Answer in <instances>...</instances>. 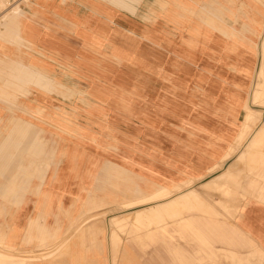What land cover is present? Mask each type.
I'll use <instances>...</instances> for the list:
<instances>
[{
	"label": "crops",
	"instance_id": "crops-1",
	"mask_svg": "<svg viewBox=\"0 0 264 264\" xmlns=\"http://www.w3.org/2000/svg\"><path fill=\"white\" fill-rule=\"evenodd\" d=\"M125 29L161 40L160 47L136 41L133 54L145 69L125 67ZM162 30L172 29L106 0L31 1L18 21L21 43L0 28L3 75L17 74L13 62L51 81L50 90L14 82L21 83L14 112L2 113L10 123L0 135L13 155L0 160L9 170L3 188L11 169L47 167L37 191L21 196L14 218L0 226L5 243L38 242L30 231L38 225L49 246L86 201L87 211L102 206L92 193L118 180L133 194L120 205L166 195L123 208L142 229L123 233L115 264H264V106L253 103L256 85L264 87V65L262 83L255 79L258 49L224 55L213 31L206 45L179 43L180 83H123L126 68L170 73ZM247 109L253 122L244 127ZM43 152L47 164L39 160ZM108 166L116 167L114 176L101 175ZM87 225L61 264L111 263V243L91 239Z\"/></svg>",
	"mask_w": 264,
	"mask_h": 264
},
{
	"label": "rangeland",
	"instance_id": "rangeland-1",
	"mask_svg": "<svg viewBox=\"0 0 264 264\" xmlns=\"http://www.w3.org/2000/svg\"><path fill=\"white\" fill-rule=\"evenodd\" d=\"M33 0H0V28L3 27L10 31L12 41L22 42L18 35V21L24 13V7ZM111 6L122 9L126 14L136 16L144 22L155 23L160 19L170 24L171 32H164L162 36L166 37L165 47L172 54V70L166 73L165 70L148 73L149 71L124 69L123 83H180L179 78V43L186 44L188 47L194 48L196 42L199 41L203 45L210 43L212 32H218L220 36V50L224 55L233 54L239 48H249L256 46L258 49V69L256 72V83H262L263 65H264V0H106ZM155 5V8H149L148 11H142L141 5ZM2 32H0L1 34ZM125 47L123 50L122 61L125 67L138 66L141 69L146 68L143 64L136 60L133 54L137 48L136 41L146 40L150 44L160 47L161 40L150 38L147 35H138L136 32L125 29L124 31ZM158 62H161L159 58ZM14 70L17 72L13 76L11 71L7 75H3L0 70V133H3L6 123H10L8 116L14 112L15 107V92L21 90V83L24 80L26 83L37 84L50 90L51 81L30 68H20L17 63H11ZM151 74V75H150ZM150 75V76H149ZM4 80V81H3ZM110 83V81H109ZM263 85H256L253 103L264 106V99L261 101ZM14 98H13V96ZM249 112V109H247ZM251 112L247 116L244 127H249L253 122ZM3 116L5 118H3ZM8 118V120H7ZM15 121H11V124ZM10 124V125H11ZM13 127L19 128V123L13 124ZM30 126L28 125V128ZM8 137L2 140L0 135V160H9L13 155L6 153L5 144ZM31 155H35L32 153ZM48 153H41L39 160L43 163L48 162ZM31 157L29 156V159ZM35 157H32L34 159ZM7 163V162H6ZM4 164V162H3ZM47 164V163H46ZM47 167H27L19 169H11L9 182L4 187L1 184L4 175L9 173L8 168L0 167V226L5 222L13 219V211L20 205V197L26 194L36 192L40 184H36V179L41 180L45 175ZM122 172V169L120 168ZM116 173L115 166L105 167L101 175H112ZM124 174H127L124 171ZM239 175H243L240 172ZM33 181V182H32ZM186 185V184H185ZM142 188V186H141ZM178 188V187H177ZM176 188V190H178ZM5 189V192H4ZM132 188L125 181L111 180V182L103 185V188L92 193L97 201H100L102 206L93 208L87 211V205H82L81 214L76 218L71 217L68 220V231L61 234L58 238L50 242L49 246L43 245L45 240L44 232L40 226L35 225L30 228L40 236H36L34 240L23 239L22 244L18 246L9 245L4 242V237L0 234V264H61L68 257L70 241L76 239L79 235H83V230L86 231L84 223L87 222L90 231L91 239L105 240L108 239L111 243V263L116 262L117 243L123 242L127 236L123 234L130 230H140L141 222L131 219L134 217L132 209L124 210V207L148 203L155 198L164 197L166 194L147 197L144 200L134 201L130 205H120L122 200L133 197L131 194ZM97 192V193H96ZM90 206V205H89ZM130 213V214H124ZM7 217V218H5ZM117 218L119 220H113ZM122 218V219H120ZM148 226L153 223H148V217H145ZM165 219V218H164ZM162 218V220H164ZM167 219V218H166ZM8 222V223H9ZM164 222V221H163ZM90 226V228H89ZM134 227V228H133ZM95 230V231H94ZM89 231V230H88ZM116 234V239H112V235ZM128 241V240H127ZM37 243H40L38 245ZM119 248V247H118ZM10 254L11 257L5 255ZM17 260V261H15Z\"/></svg>",
	"mask_w": 264,
	"mask_h": 264
}]
</instances>
